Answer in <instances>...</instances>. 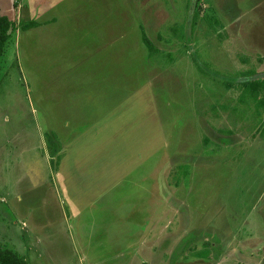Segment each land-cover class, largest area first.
Listing matches in <instances>:
<instances>
[{"label":"rangeland","instance_id":"374dc122","mask_svg":"<svg viewBox=\"0 0 264 264\" xmlns=\"http://www.w3.org/2000/svg\"><path fill=\"white\" fill-rule=\"evenodd\" d=\"M53 15L15 16L0 57V246L26 264L264 259V90L259 105L239 88L264 80V0H62Z\"/></svg>","mask_w":264,"mask_h":264},{"label":"trees","instance_id":"16d2710c","mask_svg":"<svg viewBox=\"0 0 264 264\" xmlns=\"http://www.w3.org/2000/svg\"><path fill=\"white\" fill-rule=\"evenodd\" d=\"M37 23L33 20L27 21L21 24V29L25 30L30 27L35 26ZM16 29L15 21L10 20L6 15H0V57L3 54L4 47L10 38L12 32ZM142 41L148 46L150 52L156 51L155 47L152 45L151 41L146 37L145 33H142ZM252 70L244 71V74L251 75ZM239 88L241 89L240 99H245L246 95H249L252 99L258 101L259 105H262L263 101L259 100L260 90H264V80L252 81L251 79H246L245 81H240ZM264 136V126L261 128V134ZM54 134H46V141L48 146V152L51 160V164H58L61 159L60 153H58V146L55 141ZM0 264H26L23 256H21L16 251L0 246Z\"/></svg>","mask_w":264,"mask_h":264},{"label":"crops","instance_id":"0c3cea01","mask_svg":"<svg viewBox=\"0 0 264 264\" xmlns=\"http://www.w3.org/2000/svg\"><path fill=\"white\" fill-rule=\"evenodd\" d=\"M62 0H0V15H6L10 20L15 21L13 18L15 16H18L19 14H27V15H32L34 17H37L38 21H40L41 18V23L39 22V25L35 26L39 29L46 27L48 24L55 22L56 18L54 14V8L59 4V2ZM29 16V20H32L31 17ZM34 20V19H33ZM78 156H81L79 160H82V153L79 151ZM66 156H64V153H61V159L60 161L63 163L64 159ZM76 160V159H74ZM78 160V161H79ZM85 162V161H84ZM83 163V161L80 163V165ZM71 164V163H70ZM77 161L73 162V172L74 173H80V171L76 168ZM68 168H64L66 171H68ZM92 174V173H91ZM93 177H89V181L91 186V190H88V192L95 191L97 188V185L101 183L102 175L99 177L96 174H92ZM69 179V178H68ZM66 179L64 183L68 184H73V187L75 186L76 183H74L72 180ZM85 179V177H84ZM106 181V180H105ZM113 180L110 181V183ZM67 184V185H68ZM107 183H105L106 187ZM70 187V186H69ZM259 211L263 212L262 208L259 209ZM246 222V221H244ZM117 227V226H116ZM111 228V226H110ZM106 230V229H105ZM264 233V231H262ZM257 235H259L257 233ZM110 236V235H109ZM256 240H259L261 242H264V235L256 236ZM255 264H264V259L261 261H256Z\"/></svg>","mask_w":264,"mask_h":264}]
</instances>
